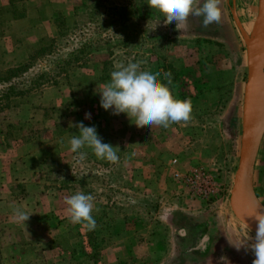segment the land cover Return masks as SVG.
I'll list each match as a JSON object with an SVG mask.
<instances>
[{"label":"rangeland","instance_id":"obj_1","mask_svg":"<svg viewBox=\"0 0 264 264\" xmlns=\"http://www.w3.org/2000/svg\"><path fill=\"white\" fill-rule=\"evenodd\" d=\"M257 3L221 0L219 24L205 28L190 16L177 29L147 0H0V264H182L175 225L203 211L216 216L223 244L254 255L239 231L251 241L256 234L234 217L229 194ZM129 62L161 72L164 83L170 72L191 118L137 127L104 110L99 91ZM24 64L27 71L7 73ZM41 74L53 82L1 96ZM69 122L95 126L103 143L119 147V161L85 147L78 163L68 142L79 130ZM198 172L217 185L209 200L187 181ZM253 186L264 201V135ZM77 192L93 197L94 230L69 221L65 197ZM14 207L30 214L26 224L14 222ZM233 252L218 249L200 264H230Z\"/></svg>","mask_w":264,"mask_h":264},{"label":"clouds","instance_id":"obj_2","mask_svg":"<svg viewBox=\"0 0 264 264\" xmlns=\"http://www.w3.org/2000/svg\"><path fill=\"white\" fill-rule=\"evenodd\" d=\"M147 4L164 15L165 25L176 22L177 29L185 26L190 16L203 17L202 26L205 28L213 23L219 24L222 18L221 0H203L202 4H198V0H147ZM141 63L116 65L110 81L99 91L100 106L106 111L112 109L113 115L126 114L137 127L156 125L168 128L172 123L187 122L191 118V101L173 95L171 73H163L167 80L164 83L160 80L161 72L141 70ZM85 119H91V114L85 113ZM69 127L79 130L78 135H73L68 142L78 163L86 158V153L81 151L85 147L90 148L98 159L110 163L119 161V147L103 143L95 126L69 122ZM64 202L70 223L83 224L90 231L96 228L92 195L77 192L65 197ZM12 216L14 222L26 224L30 214L21 207H14ZM250 217L257 221L254 242L250 245L255 257L252 264H264V212L255 211Z\"/></svg>","mask_w":264,"mask_h":264},{"label":"water","instance_id":"obj_3","mask_svg":"<svg viewBox=\"0 0 264 264\" xmlns=\"http://www.w3.org/2000/svg\"><path fill=\"white\" fill-rule=\"evenodd\" d=\"M247 75L243 87L241 135L238 163L229 194V206L234 217L256 234L257 221L250 217L264 212V204L253 186L254 168L264 135V0H258L250 40H246ZM176 234L180 248L188 246L186 229L181 224Z\"/></svg>","mask_w":264,"mask_h":264},{"label":"crops","instance_id":"obj_4","mask_svg":"<svg viewBox=\"0 0 264 264\" xmlns=\"http://www.w3.org/2000/svg\"><path fill=\"white\" fill-rule=\"evenodd\" d=\"M185 216H188V218L194 223L195 222L201 223L200 220L203 219L202 221L208 223L210 232H209V234L207 232H205V235L208 236L207 240H208V244H209V248L207 250V253L204 254L203 257L196 259V258H191V256H189V254L186 252L187 256L186 257H182V259L180 260L182 262V264H200V263H204L205 261H207L209 256L211 257L218 249H222V248H228V249L232 250V252L234 251L232 253L233 254V259L231 260L232 262L230 264H232V263L233 264H252L253 260L255 259L254 255H251L249 253L246 254L245 251L243 249H240V246L237 243H235L236 241H234L233 249L229 248L230 245L226 246L225 244H223V242H221L225 238L222 235L223 233L221 234V231H220L218 225L216 224L217 223L215 221V217L216 216L214 214L212 215V213L210 211H205V212L203 211L199 215L187 214ZM177 226H178V232L177 233H179L182 227H181L180 223H178ZM234 227H235V229H238V225H236ZM239 232H240L239 234H242V236H244V240L246 241L245 248L247 247V244H248V246H250L252 244L251 242H254L253 239H252V241H251V239H248L246 237V234L243 231H239ZM219 235H220V237H219ZM221 239H223V240H221ZM186 240L188 242L187 231H186ZM225 241H226V239H225ZM226 244H227V241H226ZM188 246H189V242H188ZM188 246H186V248ZM186 248L185 249H181V251L186 250ZM178 256L181 257L179 252H178Z\"/></svg>","mask_w":264,"mask_h":264},{"label":"flooded vegetation","instance_id":"obj_5","mask_svg":"<svg viewBox=\"0 0 264 264\" xmlns=\"http://www.w3.org/2000/svg\"><path fill=\"white\" fill-rule=\"evenodd\" d=\"M264 204V201H262ZM203 220V219H202ZM200 220L201 223L192 222L188 216L180 217L179 222L184 224L187 231V239L189 242V246L184 252H187L191 258H201L204 254L207 253L209 248L208 244V236L205 235V232L209 234V226L208 223ZM178 222V223H179ZM177 223V224H178ZM177 224L175 226H177Z\"/></svg>","mask_w":264,"mask_h":264},{"label":"trees","instance_id":"obj_6","mask_svg":"<svg viewBox=\"0 0 264 264\" xmlns=\"http://www.w3.org/2000/svg\"><path fill=\"white\" fill-rule=\"evenodd\" d=\"M29 67H30L29 64L20 65L18 67L9 69L7 71V73L9 75H13L18 70H20V72H25V71H27V68H29ZM45 77H49V79L45 80ZM51 78H52V75H49V74L38 75V76H36V77H34L32 79H29L28 81H26L24 83H21L20 86L17 87V88H14L13 86H10L5 92L2 93L1 96L4 97V98H9V97H12V96L25 95L29 91H31V90H33V89H35L37 87H43V86H45L46 83L53 82V81H51L52 80ZM3 79L4 80H8V79H5V78H3ZM179 254L181 255V257H186L187 256V253L183 252L181 250H179Z\"/></svg>","mask_w":264,"mask_h":264},{"label":"built area","instance_id":"obj_7","mask_svg":"<svg viewBox=\"0 0 264 264\" xmlns=\"http://www.w3.org/2000/svg\"><path fill=\"white\" fill-rule=\"evenodd\" d=\"M187 181L194 187V196L200 200H209L213 192L217 190L216 183L206 173H195L187 178Z\"/></svg>","mask_w":264,"mask_h":264}]
</instances>
